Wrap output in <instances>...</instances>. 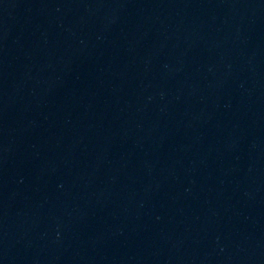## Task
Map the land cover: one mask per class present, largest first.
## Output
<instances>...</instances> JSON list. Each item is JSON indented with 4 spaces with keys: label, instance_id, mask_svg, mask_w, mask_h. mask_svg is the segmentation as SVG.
Returning <instances> with one entry per match:
<instances>
[{
    "label": "water",
    "instance_id": "obj_1",
    "mask_svg": "<svg viewBox=\"0 0 264 264\" xmlns=\"http://www.w3.org/2000/svg\"><path fill=\"white\" fill-rule=\"evenodd\" d=\"M0 177L264 264V0H0Z\"/></svg>",
    "mask_w": 264,
    "mask_h": 264
}]
</instances>
